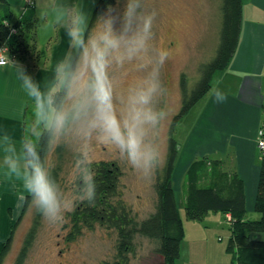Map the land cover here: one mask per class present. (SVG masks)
I'll return each instance as SVG.
<instances>
[{
	"label": "clouds",
	"instance_id": "9594fccd",
	"mask_svg": "<svg viewBox=\"0 0 264 264\" xmlns=\"http://www.w3.org/2000/svg\"><path fill=\"white\" fill-rule=\"evenodd\" d=\"M27 3L37 10L40 20L64 30L68 48L50 71L45 69L48 75L39 79L22 62L12 61L34 111L18 145L6 132L0 135V167L13 180L17 208H32L55 224L77 202L95 203L97 185L91 158L95 143L111 146L145 178L161 164L156 133L169 115L161 106L166 90L160 80L167 53L155 49L154 60L143 62L151 47L153 25L144 0H105L98 5L91 27L78 3ZM137 61L138 68L150 64L151 71L118 90L115 72ZM212 91L217 100L223 99L218 90ZM70 138L81 142L70 173L75 199L65 194L46 160L47 152Z\"/></svg>",
	"mask_w": 264,
	"mask_h": 264
},
{
	"label": "rangeland",
	"instance_id": "374dc122",
	"mask_svg": "<svg viewBox=\"0 0 264 264\" xmlns=\"http://www.w3.org/2000/svg\"><path fill=\"white\" fill-rule=\"evenodd\" d=\"M144 5L147 13L153 15V25L151 47L144 54L143 62L148 63L150 60H154L155 49L167 53V59L160 67V80L166 90V94L161 98V106L166 107L169 115L156 133L162 157L161 164L150 177L145 178L133 169L111 146L95 143L91 153L93 162L105 160L116 162L120 166L123 173L119 186L120 192L139 219L149 217L156 209L157 192L155 182L158 169H161L166 162L171 127L182 107L181 79L186 78L191 87L195 84L203 65L212 60L216 54L222 24V0H144ZM92 15L90 16L89 27ZM46 24L47 21L40 20L39 27H44L41 29L43 44L40 41V45L41 48L51 53L57 44L55 40L57 31L53 24ZM64 36H66L65 33ZM67 48L68 39L67 41L64 39L56 47L59 51L63 50L62 57L65 55ZM41 57L45 56L42 55ZM18 61L23 63L26 61V64L31 68H35L36 65L42 63L39 60L36 61L34 57L24 58L21 56ZM138 63L140 61L126 64L122 69L115 72L118 90L126 88L129 84L143 79L149 74L151 65L149 64L148 67L141 69L136 66ZM218 72L217 70L214 73L211 83ZM200 102L202 103V101ZM200 102L175 124L173 135L177 140L179 153L183 151V148L180 151L182 138L186 135V129L190 122L195 119ZM32 107L29 113V123L33 119L34 107ZM80 143V141L70 138L63 142L62 147L48 152L46 156L52 172H56L58 183L66 191L65 194L73 196L74 199L70 173ZM176 167L173 187L182 218L185 222H188L186 221L187 217L183 202L186 172L189 166L183 168V170L182 166H178L177 170ZM76 204H79V202ZM76 204L73 210L76 208ZM72 211L66 212L63 220L55 224L48 222L41 214L29 207L23 214V208L18 209L15 216L8 212L10 220L8 234L0 237V240H6L10 237L12 230L14 231L12 232L11 249L3 264H103L106 260L113 261L117 249V233L114 230L96 225L93 228L84 227L76 238L70 239ZM248 215L252 219L260 217V214L256 211L250 212ZM36 220H39V224L35 230V237L27 250L25 259L20 262L18 261L19 255L25 246L29 232L36 226ZM15 223H17L16 227L14 226ZM200 223L188 222V224H197L198 226H200ZM229 235L230 230L224 226V228L219 229L216 237H221L220 243L223 242L228 245L231 237ZM211 236L214 237V234L211 233ZM136 242L137 251L132 255L129 264H164L163 257L156 251L157 241L138 235ZM178 261L181 262L180 259Z\"/></svg>",
	"mask_w": 264,
	"mask_h": 264
},
{
	"label": "trees",
	"instance_id": "16d2710c",
	"mask_svg": "<svg viewBox=\"0 0 264 264\" xmlns=\"http://www.w3.org/2000/svg\"><path fill=\"white\" fill-rule=\"evenodd\" d=\"M104 2L105 0H99L96 4L90 27L95 22L98 5ZM241 7L240 0H222L220 42L215 56L203 65L200 76L192 87L186 78L181 79L182 107L171 127L166 162L158 169L155 211L149 217L139 219L120 192L123 174L120 166L116 162L105 160L93 162L96 200L92 205L87 201L76 204L71 212L72 228L69 238H76L84 227L100 225L114 230L117 233L116 254L113 261L106 260L103 264H129L137 251L138 235L157 241L156 251L163 257L164 264H180L178 260L185 229L173 187V174L179 153L178 143L173 135L175 124L207 93L214 73L225 68L233 56L239 39ZM37 26V19L17 18L8 0H0V47L6 46L10 55H44L45 51L39 49L36 43ZM11 29H14V33ZM47 154L48 152L46 156ZM262 154L254 206V210L260 214L258 219L248 217L244 179L237 172L228 170L223 160L196 159L186 172L184 207L188 219L203 220L208 213L217 211L231 214V237L227 250L232 254L233 264H264V240L254 237V234L264 232V153ZM52 173L56 178V172ZM27 209L25 206L24 211ZM35 224L19 255L20 262L25 259L33 242L39 220ZM12 239L13 233L6 240H0V264L4 263L11 249Z\"/></svg>",
	"mask_w": 264,
	"mask_h": 264
},
{
	"label": "crops",
	"instance_id": "0c3cea01",
	"mask_svg": "<svg viewBox=\"0 0 264 264\" xmlns=\"http://www.w3.org/2000/svg\"><path fill=\"white\" fill-rule=\"evenodd\" d=\"M98 1L93 3V0H69L83 8L89 21ZM240 1L242 16L237 47L227 66L218 70L211 87L196 103L197 105L202 101L195 119L190 122L186 135L182 138L180 151L182 148L183 151L178 153L176 166H182L183 170L196 159H201L200 157L223 160L228 170L237 172L244 179L247 211L250 213L255 212L263 155L258 141L259 131L264 124V0ZM8 2L17 18L38 20L36 43L39 49L44 50L40 45V41L43 44L41 29L44 27H39L37 10L32 7L25 10L26 0ZM55 29L57 44L51 53L44 50L45 57H41V53H38V56L36 53H25L15 57L7 52V64L0 65V135L6 132L17 145L25 133L26 126L30 124V108L34 105L17 79L12 61L21 56L34 57L36 61L42 62L35 68L27 65L26 61L22 63L38 79L41 76L46 77L48 72L45 69L50 71L64 54L63 50L59 51L56 47L64 39H68L64 36L63 29L56 26ZM213 89L222 94V100H217ZM2 158L3 153L0 152V161ZM16 205L17 195L13 180L6 177L0 167V237L8 234V212L15 216L17 210H20ZM24 210L25 207L22 214ZM186 221L201 223L200 226L188 224L183 219L185 237L181 243L180 264H233V257L227 250V245L220 243L221 237H216L219 229L224 226L230 230L231 236V223L227 214L222 211L210 212L203 220L187 218ZM254 237L264 240V232L254 234Z\"/></svg>",
	"mask_w": 264,
	"mask_h": 264
},
{
	"label": "built area",
	"instance_id": "2783aa9c",
	"mask_svg": "<svg viewBox=\"0 0 264 264\" xmlns=\"http://www.w3.org/2000/svg\"><path fill=\"white\" fill-rule=\"evenodd\" d=\"M28 3H27V0H26V6H25V10L28 8ZM8 52V48L6 46H1L0 47V65H5L7 64V57H6V53ZM258 146L260 148V151L262 153H264V124L262 125L260 131H259V141H258ZM228 215V221H230L231 219V214L229 213H226Z\"/></svg>",
	"mask_w": 264,
	"mask_h": 264
}]
</instances>
